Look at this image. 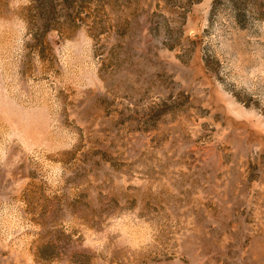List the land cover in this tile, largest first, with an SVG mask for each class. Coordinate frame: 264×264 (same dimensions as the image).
Here are the masks:
<instances>
[{"label":"rangeland","instance_id":"374dc122","mask_svg":"<svg viewBox=\"0 0 264 264\" xmlns=\"http://www.w3.org/2000/svg\"><path fill=\"white\" fill-rule=\"evenodd\" d=\"M0 264H264V0H0Z\"/></svg>","mask_w":264,"mask_h":264}]
</instances>
